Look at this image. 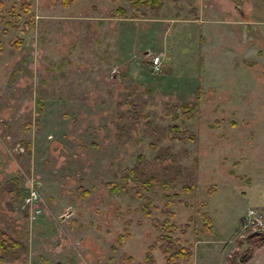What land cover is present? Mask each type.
<instances>
[{"label": "rangeland", "instance_id": "obj_1", "mask_svg": "<svg viewBox=\"0 0 264 264\" xmlns=\"http://www.w3.org/2000/svg\"><path fill=\"white\" fill-rule=\"evenodd\" d=\"M162 1L0 0V264H140L165 225L226 264L264 214V0Z\"/></svg>", "mask_w": 264, "mask_h": 264}, {"label": "trees", "instance_id": "obj_2", "mask_svg": "<svg viewBox=\"0 0 264 264\" xmlns=\"http://www.w3.org/2000/svg\"><path fill=\"white\" fill-rule=\"evenodd\" d=\"M65 6H68L75 2L76 0H61ZM132 5L136 6H148L149 9L153 12H157L163 5L162 0H127ZM2 2H0V5ZM21 41L20 38H17L13 44L15 46L19 45ZM0 52H1V43H0ZM112 189H118V186H112ZM173 200L167 202V206L172 205ZM146 212H149L146 209ZM205 223L211 229L212 220L206 215ZM244 217L241 218V228L242 221ZM162 224H166L165 221ZM243 230V229H242ZM119 239H124L123 235L119 236ZM21 242L12 238L7 232L0 229V261L3 259V253L13 250L16 247L21 246ZM157 245L164 257L165 264H191L190 258L193 255L191 247L178 243L177 239L171 235L169 229L166 225L162 227V230L155 238V242L150 244L148 249L145 252L144 262L140 264H153L154 256L152 249ZM237 248L231 251L227 255L226 264H244L246 263L253 255L255 248L261 247L264 245V229H255L247 227L242 231V235L238 236L237 239Z\"/></svg>", "mask_w": 264, "mask_h": 264}, {"label": "built area", "instance_id": "obj_3", "mask_svg": "<svg viewBox=\"0 0 264 264\" xmlns=\"http://www.w3.org/2000/svg\"><path fill=\"white\" fill-rule=\"evenodd\" d=\"M149 61H150L151 68L153 70L160 69L161 56L159 54H152ZM29 200L32 201V196L29 198ZM41 202H42L41 199H39L38 205L41 204ZM243 217H244L242 221L243 230L247 227H251L253 228V230L260 229V228L264 229V214L260 210L254 207H250Z\"/></svg>", "mask_w": 264, "mask_h": 264}, {"label": "crops", "instance_id": "obj_4", "mask_svg": "<svg viewBox=\"0 0 264 264\" xmlns=\"http://www.w3.org/2000/svg\"><path fill=\"white\" fill-rule=\"evenodd\" d=\"M262 246H264V245H262ZM261 246V247H262ZM61 252V251H60ZM60 252H58L57 254H54V263H57V264H74V262L77 260H69V255H70V252H68L67 254H59ZM193 256V255H192ZM75 257H78V254H76L75 255ZM82 257H84V256H82ZM81 257V258H82ZM60 258V259H59ZM251 258H253V255H252V257ZM250 258V259H251ZM50 258H48V264H50V260H49ZM250 259L247 261V262H249L250 261ZM246 262V263H247ZM246 263H244V264H246ZM76 264H80L79 263V261L77 260V262H76Z\"/></svg>", "mask_w": 264, "mask_h": 264}]
</instances>
